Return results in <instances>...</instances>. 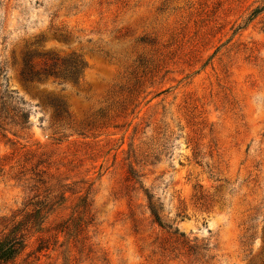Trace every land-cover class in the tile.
Instances as JSON below:
<instances>
[{
  "label": "rangeland",
  "instance_id": "rangeland-1",
  "mask_svg": "<svg viewBox=\"0 0 264 264\" xmlns=\"http://www.w3.org/2000/svg\"><path fill=\"white\" fill-rule=\"evenodd\" d=\"M262 5L0 0V73L30 116L29 131L9 135L25 149L0 138V224L35 209L30 178L60 196L3 264H264V12L248 22ZM28 51L81 56L87 68L77 85L26 82ZM132 165L165 226L209 249L198 263L156 253L167 229L127 181Z\"/></svg>",
  "mask_w": 264,
  "mask_h": 264
},
{
  "label": "trees",
  "instance_id": "trees-1",
  "mask_svg": "<svg viewBox=\"0 0 264 264\" xmlns=\"http://www.w3.org/2000/svg\"><path fill=\"white\" fill-rule=\"evenodd\" d=\"M261 12H264V5L256 8L253 11L248 19V22H251L253 19H255ZM86 68L87 64L81 56L73 55L66 58H61L48 54H31L30 51H28L22 58L21 76L26 82H43L51 78L55 81H63L64 83L77 85L82 80ZM0 79L3 81V83H0V138L5 140L6 144H9L10 146H18L16 150L25 149L26 145L24 146L18 141L11 139L9 135L16 139H20L21 134H25L27 131H29L30 116L22 109L21 105L12 95V93L7 91V87L3 80L5 79V74L3 71L0 73ZM56 112L58 117L67 115V111L65 109L60 110V108H57ZM25 162L26 161H23V163ZM42 165V162H38L36 167L39 168ZM46 172L47 171H40L36 175L40 177L41 173L46 174ZM36 175L34 176L36 177ZM30 179L35 185L33 184L29 186V192L34 193L33 198L30 199L32 203H30L29 206L33 205L35 209L20 221H16L18 216H15L11 221L4 220V222L0 224L2 228L0 231V264L9 263L15 260V258H17L24 251L26 248L25 231L28 224H30L32 220H35L36 217H40L42 211L46 212V210L50 209L48 207L50 205L52 207L53 205L51 204V197H56L53 196L54 191L50 188L47 190L48 193L45 194L46 192H44L43 187H41L45 184L42 179ZM30 179H26L25 182L29 184ZM142 179L143 175H141L133 165L129 166L127 181L133 182L134 185L139 184L140 189L143 191V195L146 199L147 209L153 223L163 230L167 229L168 237H158L156 239V253L162 257H166V255H175L176 252L181 256L184 252L185 255L192 257L193 262L198 263L199 253L197 250L201 249L207 253L209 249L199 247L198 245L193 244L191 241H187L184 233L179 232L178 229L171 231V227L165 226L160 213L162 207L157 201L154 200L155 197L152 195L150 189L144 187ZM40 193H43L44 196H42ZM60 195L62 199L64 198L65 193H60ZM59 197L57 196L56 198L58 199ZM79 201L81 203L79 208H81L85 213L91 205L88 204L87 197L85 196H82ZM75 219L77 220V218ZM70 221L64 224L63 227L65 230H68V228L72 226L73 221L72 224H70ZM77 221L81 222V219H78ZM35 222L36 221L33 222V226L40 225ZM67 224L68 226H66ZM80 228H82V226L78 225V230H84ZM59 232H64V230H60ZM245 234V240H254V234L248 231H246Z\"/></svg>",
  "mask_w": 264,
  "mask_h": 264
}]
</instances>
